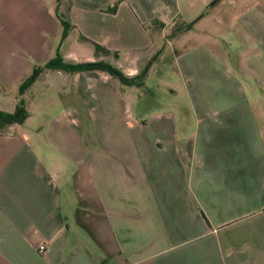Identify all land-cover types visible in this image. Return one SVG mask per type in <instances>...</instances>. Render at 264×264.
<instances>
[{"label":"crops","instance_id":"crops-1","mask_svg":"<svg viewBox=\"0 0 264 264\" xmlns=\"http://www.w3.org/2000/svg\"><path fill=\"white\" fill-rule=\"evenodd\" d=\"M163 44L186 111H132L101 70L39 72L67 100L0 133V264H264V0H0V85L56 54L135 76Z\"/></svg>","mask_w":264,"mask_h":264},{"label":"rangeland","instance_id":"rangeland-1","mask_svg":"<svg viewBox=\"0 0 264 264\" xmlns=\"http://www.w3.org/2000/svg\"><path fill=\"white\" fill-rule=\"evenodd\" d=\"M51 55H53V52ZM151 62L152 65L150 66ZM37 65H39V62H36L35 66ZM144 70L146 74L143 77V86L132 85L127 86L126 89L129 94L135 95L131 106L132 111L173 109L175 112H181L188 110L187 91L185 90L184 81L178 79L179 77L176 76L173 68V55L170 45L163 44L160 52L154 54L149 63H144L142 71ZM29 72L31 74L32 70L30 69L25 77L18 82L10 81L0 85V108L4 111H12L18 101L17 99H19L26 112V117L28 116L22 125L23 129L21 128L26 134L30 133V129L34 125H45L50 118L64 107L67 100L62 97V87L58 85L60 77L54 72L49 75L51 83L46 81L42 74H38V78L35 79L36 81L33 84H28L19 92L20 85L27 78ZM79 117L81 118V115ZM84 120L85 117H83V122L78 124L79 133L84 143H90L92 140L91 134ZM182 124L184 125V123ZM36 135L42 137L43 132H36ZM64 141L68 143L70 137L67 136ZM65 152L69 153L70 151L65 150Z\"/></svg>","mask_w":264,"mask_h":264},{"label":"trees","instance_id":"trees-1","mask_svg":"<svg viewBox=\"0 0 264 264\" xmlns=\"http://www.w3.org/2000/svg\"><path fill=\"white\" fill-rule=\"evenodd\" d=\"M61 23L63 25V30L61 35L63 36L67 24L63 21ZM190 27H191V22L180 24L179 26L174 28L173 32L186 31L190 29ZM93 48H94V52H98L100 50L104 52L106 51L96 43H93ZM43 68H51L66 72H78L83 70L97 69L104 71L113 77H116L119 80V82L124 85H133V86H141L145 74V70H144L135 76H127L113 65L105 62L97 61V62L70 63L64 61L60 56L56 54V56L48 60L42 66H36L33 68L31 74L27 78H25L24 81L21 83L19 92L22 90V88L26 87L28 84H31L34 81V79H36L39 72ZM25 117H26V112L23 109L22 105L20 104L19 99L12 112L0 110V133L4 132L7 129V127L12 124H21L24 121Z\"/></svg>","mask_w":264,"mask_h":264},{"label":"built area","instance_id":"built-area-1","mask_svg":"<svg viewBox=\"0 0 264 264\" xmlns=\"http://www.w3.org/2000/svg\"><path fill=\"white\" fill-rule=\"evenodd\" d=\"M43 248V246H39V249L41 250Z\"/></svg>","mask_w":264,"mask_h":264}]
</instances>
